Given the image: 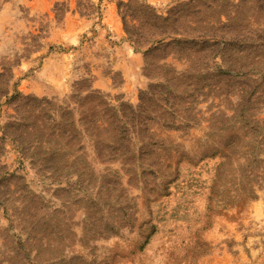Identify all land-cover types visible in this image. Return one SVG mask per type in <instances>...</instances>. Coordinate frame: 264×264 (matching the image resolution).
I'll use <instances>...</instances> for the list:
<instances>
[{
  "label": "rangeland",
  "instance_id": "obj_1",
  "mask_svg": "<svg viewBox=\"0 0 264 264\" xmlns=\"http://www.w3.org/2000/svg\"><path fill=\"white\" fill-rule=\"evenodd\" d=\"M0 264H264V0H0Z\"/></svg>",
  "mask_w": 264,
  "mask_h": 264
}]
</instances>
